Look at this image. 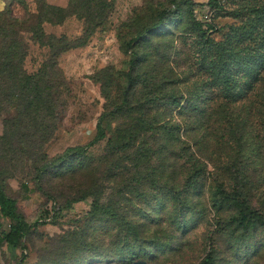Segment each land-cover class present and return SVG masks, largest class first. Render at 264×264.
<instances>
[{
	"label": "rangeland",
	"instance_id": "rangeland-1",
	"mask_svg": "<svg viewBox=\"0 0 264 264\" xmlns=\"http://www.w3.org/2000/svg\"><path fill=\"white\" fill-rule=\"evenodd\" d=\"M175 1L80 0L78 16L68 18L62 29L48 28L83 46L58 59L55 70L64 87L53 136L46 140L45 122L41 128L20 127L13 111L0 113V142L15 149L2 151L0 179L19 213L36 225L15 255L0 245V264H130L129 257L148 264H202L212 251L217 264H264V229L242 238L235 205L221 203L217 193L218 184L234 188L224 175L234 162L253 176L264 173V0H220L217 12L207 6L209 0H192L196 20L217 28L211 39L239 51L228 67L229 94L216 88L212 43L200 38L186 7ZM43 3L0 0V10L12 7L26 27H34L33 14ZM164 10L163 26L128 51L130 40L156 24ZM31 36L23 37L29 46L24 69L37 74L51 50L40 49ZM131 52L140 56L132 109L116 115L128 87ZM175 98L187 109H178ZM103 114L109 115L106 140L86 157L49 168L37 181L44 161L32 150L42 148L58 159L68 148L87 145ZM232 114L247 125L232 127L227 121ZM141 118L153 128L140 130L144 135L130 151L114 149L121 132ZM178 124L182 141L171 128ZM196 162L205 175L188 189L185 181ZM180 191L184 195L174 200ZM83 195L89 196L65 208L68 200ZM95 197L120 211L131 227L122 231L116 223L91 217ZM7 229L2 221L0 233Z\"/></svg>",
	"mask_w": 264,
	"mask_h": 264
},
{
	"label": "trees",
	"instance_id": "trees-1",
	"mask_svg": "<svg viewBox=\"0 0 264 264\" xmlns=\"http://www.w3.org/2000/svg\"><path fill=\"white\" fill-rule=\"evenodd\" d=\"M79 1L80 0H71L66 8H61L50 5L46 0H43L44 3L41 10L37 9L35 14H33L37 19L34 27H26L25 21L14 16L12 7L0 10V113L5 110L13 111L20 120L18 123L20 127H26L28 123H31L34 127L41 128L42 122H45L47 136L49 135L46 140L53 136L54 131H56V126L54 124L56 119L55 113L61 107L60 99L62 93L60 88L64 87V81L58 77V73L55 70L58 59H61L64 53L82 47L83 45L77 43L80 40L70 41L64 35L57 36L53 33H48L45 27L49 25L52 27L63 26L68 18L78 16L76 5ZM2 3H5V0H2ZM174 5L185 6L189 21L200 38L208 43H212L216 56L214 62L215 68L213 67L218 79L216 88L219 87L224 93L229 94L231 87L233 88V82H231L230 73L228 74V67L231 66L232 61L237 59L239 51L226 42H216L211 39V33L215 32L217 28L213 24H203L196 20L193 8L194 3L192 0L175 1ZM220 5V0H209L207 3V6L212 11L215 10L216 12L220 8ZM166 14V10L162 11L158 16L159 21L156 24L145 28L132 38L127 45L128 51H130L135 44H139L147 35L160 29L164 24ZM102 23V21L96 23L92 28V32L100 27ZM25 34H31V38H34V44L39 45L40 49L48 47L51 50V58L48 64L44 65L37 74H29L24 69L29 49L28 44L25 43L23 39ZM139 60V54L131 52L129 72L127 74L128 87L124 91L121 104L115 108L116 115L122 113L124 108L132 109L130 96L134 86L133 71L136 69ZM225 96L226 95H224V97ZM220 97H223L222 94H220ZM151 101L156 102V100ZM174 101L178 109H187L182 106V100L175 98ZM146 115L149 114L147 113ZM108 116V114H103L101 116L97 124V134L92 141L84 146L80 145L68 148L58 159L49 158L47 154L43 153L42 148H34L32 150L33 156H40L44 161L43 165L37 170V181L41 179L49 168L61 166L74 157H86L90 148L105 141L107 138V131L104 123ZM157 116L161 117L162 113H157ZM234 116L235 114H232V117L227 120L231 122L232 127L234 126L235 129H241L247 125V120L236 122L233 118ZM40 119L41 123L39 122ZM142 119L143 118L139 120L138 125L130 126L121 132L122 134H120L118 140L116 139L117 142L114 145V149L118 152L130 151L135 147L138 139H141L144 135L140 133V130L153 128L152 124L147 126L144 125ZM167 126L169 125L166 123L158 128L161 127V129H165ZM171 128L178 133L179 139L182 141L180 136V131L182 130L181 125L171 126ZM19 129L21 130V128ZM36 143L37 142H35L34 145H36ZM112 145L113 142H109L108 148H111ZM4 148L9 149L8 151L11 153L15 151V149L11 147L7 148L0 142V156ZM137 148L139 152V146ZM240 163L241 165L244 164L243 161ZM231 166V170L224 175L227 178L229 177L234 188L229 191L223 184H218L217 193L220 196L221 203L235 205L237 215L234 221L238 223L241 237L248 239L260 229H264V173L261 172L253 176L245 169L244 165L239 168L237 162H234ZM204 175L205 173L199 163H197V166H192L188 181H185V183L187 182V184H189L188 189L196 187ZM183 195L184 191L174 194V200L182 198ZM88 196L89 195H83L80 198L68 200L65 208H70L75 203L85 201ZM254 204L259 207L257 208ZM90 216L104 220L107 219L116 223L118 228L122 231L126 230L125 228L129 229L132 225L131 222H127L125 216L120 211L102 204L98 197L94 198L91 205ZM2 221L7 222L8 229L1 231L0 245H6L8 250L12 252V255H15L18 248L22 246V241L29 238L30 233L36 225L28 223L19 213L17 201L7 194L4 183L0 179V225H2ZM213 254V251L208 254L202 264H217V260ZM126 260L130 264H134V262L140 261V257L131 259L129 257L126 258Z\"/></svg>",
	"mask_w": 264,
	"mask_h": 264
},
{
	"label": "crops",
	"instance_id": "crops-1",
	"mask_svg": "<svg viewBox=\"0 0 264 264\" xmlns=\"http://www.w3.org/2000/svg\"><path fill=\"white\" fill-rule=\"evenodd\" d=\"M47 2H48V4H50V5H53V6H57V7H61V8H66L68 5H69V3L71 2V0H61V1H59V2H55V1H53V0H46ZM64 27V25L63 26H59V27H52V26H46L45 28H46V31L48 32V33H50L49 32V30H48V28H51V30L52 29H54V28H59V29H62ZM53 34H55V35H57V36H62V35H64V32H62V33H60V34H56V33H53ZM62 59L64 60V55L62 56Z\"/></svg>",
	"mask_w": 264,
	"mask_h": 264
},
{
	"label": "water",
	"instance_id": "water-1",
	"mask_svg": "<svg viewBox=\"0 0 264 264\" xmlns=\"http://www.w3.org/2000/svg\"><path fill=\"white\" fill-rule=\"evenodd\" d=\"M134 264H148V263L145 262V261L140 260V261H136V262H134Z\"/></svg>",
	"mask_w": 264,
	"mask_h": 264
}]
</instances>
